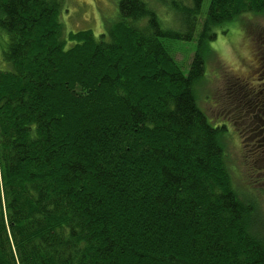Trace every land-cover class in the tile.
<instances>
[{
  "label": "trees",
  "instance_id": "trees-1",
  "mask_svg": "<svg viewBox=\"0 0 264 264\" xmlns=\"http://www.w3.org/2000/svg\"><path fill=\"white\" fill-rule=\"evenodd\" d=\"M62 3L0 0V264H264L252 192L193 92L204 58L185 73L166 44L213 40L264 0H167L181 30L119 0L97 38L64 35ZM254 89L244 104L264 111V75Z\"/></svg>",
  "mask_w": 264,
  "mask_h": 264
},
{
  "label": "rangeland",
  "instance_id": "rangeland-1",
  "mask_svg": "<svg viewBox=\"0 0 264 264\" xmlns=\"http://www.w3.org/2000/svg\"><path fill=\"white\" fill-rule=\"evenodd\" d=\"M62 1L59 21L64 35L88 30L97 38L119 21V0ZM143 1L153 7L162 27L182 29L167 0ZM215 32L213 40L205 37L201 40L197 31L191 40L172 39L166 44L170 56L185 73L195 51L204 58L205 70L193 84L196 102L212 125L225 129L222 143L231 180L241 191L252 192L264 224V184L260 183L264 180V146L260 143L261 132L253 127L257 110L244 104V95H253L264 75L254 44L259 33L264 36V11L242 13L217 26ZM5 40L6 34L0 29L1 69L7 68L2 58Z\"/></svg>",
  "mask_w": 264,
  "mask_h": 264
},
{
  "label": "flooded vegetation",
  "instance_id": "flooded-vegetation-1",
  "mask_svg": "<svg viewBox=\"0 0 264 264\" xmlns=\"http://www.w3.org/2000/svg\"><path fill=\"white\" fill-rule=\"evenodd\" d=\"M253 104H254V106L252 108L257 110V113H255V119L257 118V120H258L257 127H260L259 132H261L264 130V111H263V109L257 108V102H255ZM262 106H264V104Z\"/></svg>",
  "mask_w": 264,
  "mask_h": 264
},
{
  "label": "bare ground",
  "instance_id": "bare-ground-1",
  "mask_svg": "<svg viewBox=\"0 0 264 264\" xmlns=\"http://www.w3.org/2000/svg\"><path fill=\"white\" fill-rule=\"evenodd\" d=\"M2 204L4 205V203L2 202Z\"/></svg>",
  "mask_w": 264,
  "mask_h": 264
}]
</instances>
